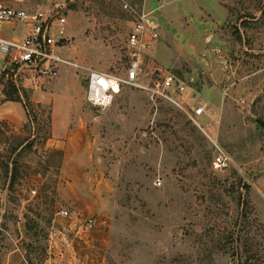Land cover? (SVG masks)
Listing matches in <instances>:
<instances>
[{"label": "rangeland", "instance_id": "374dc122", "mask_svg": "<svg viewBox=\"0 0 264 264\" xmlns=\"http://www.w3.org/2000/svg\"><path fill=\"white\" fill-rule=\"evenodd\" d=\"M142 11L161 23L148 79L175 73L180 104L125 88L96 108L87 69L121 67ZM65 33L56 78H0V264L25 252L33 264L69 261L97 230L117 236L110 264H264V0H76ZM217 145L231 157L224 169L212 166ZM89 218L97 227L80 228Z\"/></svg>", "mask_w": 264, "mask_h": 264}, {"label": "built area", "instance_id": "2783aa9c", "mask_svg": "<svg viewBox=\"0 0 264 264\" xmlns=\"http://www.w3.org/2000/svg\"><path fill=\"white\" fill-rule=\"evenodd\" d=\"M19 0H0V78L7 72L27 68L43 79L56 78L59 66L65 60L58 55L60 42L66 38L65 26L68 22V12L76 0H48L34 11L16 6ZM23 21L30 27L22 37L8 38L4 36L7 23ZM161 24L151 12L142 11L136 17L133 27L126 38L125 61L115 71H101L88 68L85 74L86 101L92 106L105 109L119 97L125 88L146 91L151 100L158 97L167 98L175 104H180L172 95V91L180 94L186 86L175 73H161L156 67L155 78L149 81L150 51L159 40ZM205 113V106L193 107L192 118L195 120ZM231 162L228 153L217 145L216 155L212 161L214 169H224ZM161 185V179L155 181ZM64 216L70 215L67 209L60 211ZM95 226V220L89 218L80 228L90 230ZM23 258L25 259L24 255ZM26 260V259H25ZM57 264H76L61 261Z\"/></svg>", "mask_w": 264, "mask_h": 264}, {"label": "crops", "instance_id": "0c3cea01", "mask_svg": "<svg viewBox=\"0 0 264 264\" xmlns=\"http://www.w3.org/2000/svg\"><path fill=\"white\" fill-rule=\"evenodd\" d=\"M157 17V16H156ZM160 22V21H159ZM161 24V23H160ZM4 36L8 37V38H13L11 36H9L7 34V32H3ZM20 104V106L23 108L24 110V115H19L16 116V118L14 119V121L17 123V125L21 126L24 123H26L27 121V112L24 108V106L22 105V102H17ZM9 117H13L12 114H10L8 112L7 114ZM66 142V141H64ZM65 145L67 143H64ZM91 206L94 207H99L96 204H91ZM94 219V218H93ZM95 220V226L97 227L96 224V220ZM111 234L113 235V233H106L104 231H95L91 234V238L88 240H85L87 243L90 242V245L87 246H83V247H77L76 250L73 249V252H71L70 256H68V259L75 262L76 264H110V257L111 255L115 253V249H111V239H113V237H117L114 236L111 237ZM76 235H70L69 239L66 240L67 243L74 245L75 246V240H76ZM89 241V242H88ZM81 241H78V244ZM25 259L23 258V255H15L14 258L12 259V262L9 264H33V262L31 261L32 259H30V257L27 256L26 252L24 254ZM61 262V258L60 257H56L54 259H45L44 261H41L39 264H57ZM38 264V263H37Z\"/></svg>", "mask_w": 264, "mask_h": 264}, {"label": "trees", "instance_id": "16d2710c", "mask_svg": "<svg viewBox=\"0 0 264 264\" xmlns=\"http://www.w3.org/2000/svg\"><path fill=\"white\" fill-rule=\"evenodd\" d=\"M17 98H16V97ZM20 94H18V90L15 88V86L13 85L12 91L9 93V99L10 100H16V101H20Z\"/></svg>", "mask_w": 264, "mask_h": 264}]
</instances>
